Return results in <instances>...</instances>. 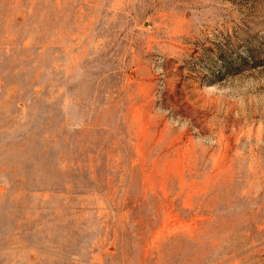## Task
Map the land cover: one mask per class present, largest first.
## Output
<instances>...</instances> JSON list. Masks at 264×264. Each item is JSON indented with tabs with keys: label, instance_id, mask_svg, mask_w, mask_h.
Wrapping results in <instances>:
<instances>
[{
	"label": "rangeland",
	"instance_id": "rangeland-1",
	"mask_svg": "<svg viewBox=\"0 0 264 264\" xmlns=\"http://www.w3.org/2000/svg\"><path fill=\"white\" fill-rule=\"evenodd\" d=\"M0 264H264V0H0Z\"/></svg>",
	"mask_w": 264,
	"mask_h": 264
}]
</instances>
